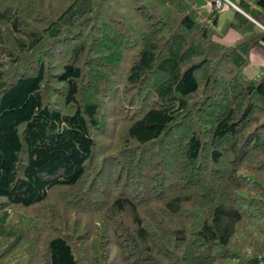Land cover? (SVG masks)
I'll return each mask as SVG.
<instances>
[{"label": "trees", "instance_id": "16d2710c", "mask_svg": "<svg viewBox=\"0 0 264 264\" xmlns=\"http://www.w3.org/2000/svg\"><path fill=\"white\" fill-rule=\"evenodd\" d=\"M215 1L0 0V264H264V0Z\"/></svg>", "mask_w": 264, "mask_h": 264}, {"label": "rangeland", "instance_id": "374dc122", "mask_svg": "<svg viewBox=\"0 0 264 264\" xmlns=\"http://www.w3.org/2000/svg\"><path fill=\"white\" fill-rule=\"evenodd\" d=\"M207 6H210V4H207ZM228 13H223L222 15H221V19H222V17L223 16H225V15H227ZM234 38H235V36H230V37H228V38H226L224 41L227 43H229V42H231L232 40H234ZM123 54V53H122ZM127 56H128V53H126V54H123V57H122V59L124 58V60H123V62H126L125 60L127 59ZM252 66V65H251ZM252 68H254V67H250V68H248L247 69V73H249V74H252V73H254L253 72V69ZM257 68V67H256ZM121 74H122V71H121V69L120 68H117V70H116V73L115 74H113V75H119V76H121ZM113 101H111V103H112ZM112 116H116V114H115V112H114V114L112 115ZM112 116H110V117H112ZM104 123H106V122H104ZM105 124H103V125H101L97 130L99 131V129H100V132H101V134H100V132H97V134H96V139L98 140V145H97V148L98 149H100V148H108V147H110V148H112V147H116L118 144H116L117 142H119V137H118V133H116L115 134V136H114V134H113V131L112 130H110V128H107L106 129V127L107 126H105V127H103ZM112 133L111 134V137H112V139L110 140L109 139V141H106L107 140V138L108 137H106L109 133ZM107 150L108 149H104V152H107ZM95 188H97V186H94ZM60 193H61V191H60ZM60 193H58V194H56V193H53V197L54 198H57L58 199V197H59V195H60ZM8 208H10V206L8 207ZM21 210V209H20ZM32 210L34 211V212H36L37 211V209L36 208H32ZM63 210H65V209H63ZM94 223V225H96L97 226V223L96 222H92V224ZM96 226H94L92 229H95V227ZM92 229L90 230V231H92Z\"/></svg>", "mask_w": 264, "mask_h": 264}, {"label": "crops", "instance_id": "0c3cea01", "mask_svg": "<svg viewBox=\"0 0 264 264\" xmlns=\"http://www.w3.org/2000/svg\"><path fill=\"white\" fill-rule=\"evenodd\" d=\"M230 36H235L234 40L237 38V35L233 31H229L226 36L222 39L223 42L224 40ZM234 40H232L229 43H232ZM226 43V42H225ZM228 43V42H227ZM249 60L251 63V67H256L264 65V50L259 48V47H254L249 51Z\"/></svg>", "mask_w": 264, "mask_h": 264}, {"label": "built area", "instance_id": "2783aa9c", "mask_svg": "<svg viewBox=\"0 0 264 264\" xmlns=\"http://www.w3.org/2000/svg\"><path fill=\"white\" fill-rule=\"evenodd\" d=\"M229 5H231V3L227 0H224L223 2L220 0L215 1V7L219 9H227Z\"/></svg>", "mask_w": 264, "mask_h": 264}]
</instances>
